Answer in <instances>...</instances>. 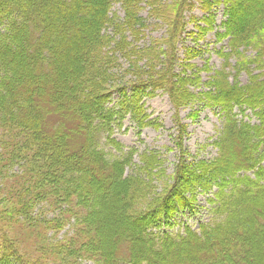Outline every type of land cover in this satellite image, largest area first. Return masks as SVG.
I'll return each instance as SVG.
<instances>
[{
	"label": "rangeland",
	"instance_id": "rangeland-1",
	"mask_svg": "<svg viewBox=\"0 0 264 264\" xmlns=\"http://www.w3.org/2000/svg\"><path fill=\"white\" fill-rule=\"evenodd\" d=\"M203 1L112 2L97 58L88 64L97 71L91 80L96 91L109 92L107 107L124 112L128 101L138 107L136 115L115 114L110 134L105 132L99 142L107 157H125L127 174L137 181L130 212L151 215L174 189L188 201L153 223L150 231L157 235L175 237L186 228L199 233L221 219L215 212L221 187L209 179L222 172L218 166L226 161L228 141L239 130L226 120L259 124L251 109L238 105L227 110L219 96L223 84L243 92L264 81L261 47L249 38L231 46L223 24L227 4L207 0L205 9ZM245 5L247 12L253 8ZM16 21L9 18L13 27ZM9 50L18 62L21 48L16 44ZM7 71L13 74L14 66ZM21 139L12 126L0 125V248L9 243L20 257L18 264H95L91 231L81 220L77 198L54 186L40 156ZM233 142L239 154L241 146ZM263 162L264 152L258 163ZM239 170L253 176L256 169Z\"/></svg>",
	"mask_w": 264,
	"mask_h": 264
},
{
	"label": "trees",
	"instance_id": "trees-1",
	"mask_svg": "<svg viewBox=\"0 0 264 264\" xmlns=\"http://www.w3.org/2000/svg\"><path fill=\"white\" fill-rule=\"evenodd\" d=\"M115 1L119 0H0V42L2 38L21 48L16 62L9 46L0 43V125L12 126L20 141L40 156L54 186L66 191V197L77 198L81 220L91 231L89 250L95 264H264V162L258 163L264 152V81L253 82L243 92L224 84L221 89L222 107L245 106L259 124L226 120L239 130L226 142V161L218 166L222 172L209 179L218 180L221 187L215 194V212L221 218L217 223L199 233L186 228L175 237L150 231L168 212L188 204L179 199L181 191L176 189L151 215L130 212L137 181L127 174L125 157H107L99 145L101 136L110 134L113 117L123 109L106 106L109 92L96 91L91 80L97 71L88 67L97 58L95 51ZM223 1L227 4L223 24L231 46L249 38L264 54L260 34L264 0ZM209 3L203 1L202 6L208 9ZM245 4L253 8L247 12ZM11 16L17 20L14 27ZM10 65L13 74L7 71ZM122 106L137 114V104L128 101ZM234 140L241 146L239 154ZM246 168L256 169L253 176L240 175L239 169ZM228 183L231 187L223 195ZM0 249V264H18L20 257L9 243L5 241Z\"/></svg>",
	"mask_w": 264,
	"mask_h": 264
}]
</instances>
